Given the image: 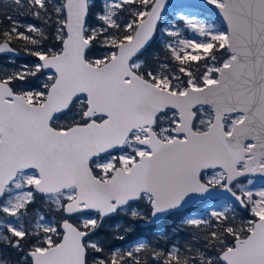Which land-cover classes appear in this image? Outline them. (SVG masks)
<instances>
[{
	"label": "snow or ice",
	"instance_id": "snow-or-ice-1",
	"mask_svg": "<svg viewBox=\"0 0 264 264\" xmlns=\"http://www.w3.org/2000/svg\"><path fill=\"white\" fill-rule=\"evenodd\" d=\"M5 5L0 264H264V0Z\"/></svg>",
	"mask_w": 264,
	"mask_h": 264
},
{
	"label": "trees",
	"instance_id": "trees-1",
	"mask_svg": "<svg viewBox=\"0 0 264 264\" xmlns=\"http://www.w3.org/2000/svg\"><path fill=\"white\" fill-rule=\"evenodd\" d=\"M5 0H0V16L3 15L4 9H5ZM8 11L11 12V8H8ZM21 19H25L24 17H20ZM22 53V52H21ZM23 54V53H22ZM24 58L23 56L17 59H22ZM136 235V234H134ZM143 235H145L147 238L151 239L152 236H154V233L148 232V230L143 229Z\"/></svg>",
	"mask_w": 264,
	"mask_h": 264
},
{
	"label": "flooded vegetation",
	"instance_id": "flooded-vegetation-1",
	"mask_svg": "<svg viewBox=\"0 0 264 264\" xmlns=\"http://www.w3.org/2000/svg\"><path fill=\"white\" fill-rule=\"evenodd\" d=\"M146 229V228H145ZM147 230V229H146ZM154 231L155 230H153V232L152 233H154ZM147 239H149V238H147ZM156 239H159V237L158 236H156V235H154V236H152V238L151 239H149V240H152V241H155ZM161 244H163V241H161Z\"/></svg>",
	"mask_w": 264,
	"mask_h": 264
},
{
	"label": "water",
	"instance_id": "water-1",
	"mask_svg": "<svg viewBox=\"0 0 264 264\" xmlns=\"http://www.w3.org/2000/svg\"><path fill=\"white\" fill-rule=\"evenodd\" d=\"M193 2H197L198 3V2H200V0H193ZM211 17H215V16H211ZM22 56H23V54L21 53L20 57H22ZM20 57H18V58H20Z\"/></svg>",
	"mask_w": 264,
	"mask_h": 264
},
{
	"label": "rangeland",
	"instance_id": "rangeland-1",
	"mask_svg": "<svg viewBox=\"0 0 264 264\" xmlns=\"http://www.w3.org/2000/svg\"><path fill=\"white\" fill-rule=\"evenodd\" d=\"M209 19H211V20H216V18L211 17V16H209ZM257 186H259V184H258Z\"/></svg>",
	"mask_w": 264,
	"mask_h": 264
}]
</instances>
